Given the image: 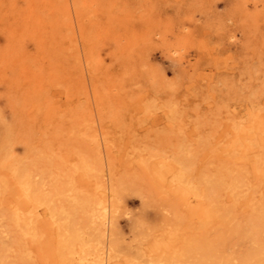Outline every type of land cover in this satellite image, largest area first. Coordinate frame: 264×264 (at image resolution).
<instances>
[{
    "label": "rangeland",
    "instance_id": "obj_1",
    "mask_svg": "<svg viewBox=\"0 0 264 264\" xmlns=\"http://www.w3.org/2000/svg\"><path fill=\"white\" fill-rule=\"evenodd\" d=\"M92 118L121 190L124 250L108 264L180 250L184 264H246L264 249L251 208L264 206V0H0V264H62L45 205L42 246L19 237L12 165L29 154L37 178H70L73 132ZM172 164L191 185L166 199L153 168Z\"/></svg>",
    "mask_w": 264,
    "mask_h": 264
},
{
    "label": "bare ground",
    "instance_id": "obj_2",
    "mask_svg": "<svg viewBox=\"0 0 264 264\" xmlns=\"http://www.w3.org/2000/svg\"><path fill=\"white\" fill-rule=\"evenodd\" d=\"M96 122L95 118L85 120L84 124L73 132L77 137L76 144L81 149V158L79 164L73 168L70 178L65 176L66 180H62L64 177L58 178L59 174H53L52 178H37L34 160L29 154L23 155L12 165L16 177L14 194L18 210L12 220L19 237L23 239L30 236L42 246L44 240L41 239V229L46 220L38 217L41 214L39 207L45 205L49 220L57 225V249L52 250V253L57 255L62 264H108L124 250L117 238V213L121 190L112 168L110 147L113 146ZM78 169L82 170L78 181L85 188H77L74 174ZM153 171L152 177L160 187L161 196L166 199L182 188L181 183L187 187L191 185L176 173L175 164L166 169L154 167ZM205 181L209 191L207 212H211L219 205V194L209 180ZM6 186L8 183L5 179H0V191ZM232 192H236L235 186ZM254 198L253 195L251 200ZM251 208L255 222L264 224V206L261 202L255 203ZM1 255L0 249V258ZM252 255L256 257L245 262L246 264H264V249L258 251V248H255ZM182 256L183 252L180 250L173 260L159 261L157 264H184ZM128 257L129 260L134 259L133 255ZM138 260L142 261V258ZM205 264L212 263L208 261Z\"/></svg>",
    "mask_w": 264,
    "mask_h": 264
}]
</instances>
